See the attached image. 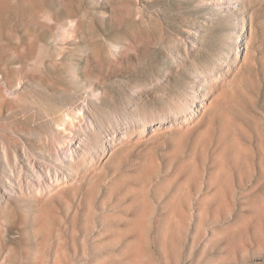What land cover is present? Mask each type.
Listing matches in <instances>:
<instances>
[{
    "label": "rangeland",
    "instance_id": "1",
    "mask_svg": "<svg viewBox=\"0 0 264 264\" xmlns=\"http://www.w3.org/2000/svg\"><path fill=\"white\" fill-rule=\"evenodd\" d=\"M0 264H264V0H0Z\"/></svg>",
    "mask_w": 264,
    "mask_h": 264
}]
</instances>
